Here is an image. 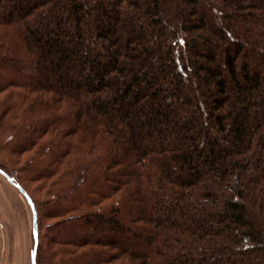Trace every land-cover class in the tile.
I'll use <instances>...</instances> for the list:
<instances>
[{"label": "trees", "instance_id": "trees-1", "mask_svg": "<svg viewBox=\"0 0 264 264\" xmlns=\"http://www.w3.org/2000/svg\"><path fill=\"white\" fill-rule=\"evenodd\" d=\"M7 90L36 264H264V0H0Z\"/></svg>", "mask_w": 264, "mask_h": 264}, {"label": "rangeland", "instance_id": "rangeland-1", "mask_svg": "<svg viewBox=\"0 0 264 264\" xmlns=\"http://www.w3.org/2000/svg\"><path fill=\"white\" fill-rule=\"evenodd\" d=\"M9 97H12V94L10 93V90L5 91L0 94V114L2 111V106L5 100H8ZM16 102V99H14ZM5 120V119H4ZM3 120V122H4ZM6 128H9L7 126H2L0 124V161L4 162L5 164H8L12 169H15L16 171H19L22 181L25 184V186L30 190V192L34 195V197L37 200V203L42 211V226L47 228L50 225H53L57 223L58 218L55 216H52V218L48 217V214H50L49 210V202L53 200L52 195H48V191L50 190V187L48 184H44L40 180H37L34 174L31 170H28V167H25L26 161L29 158L30 153H26L24 155H13L9 151H7V148H4L6 142L9 140L10 133L9 130ZM11 130V127L9 128ZM6 147V146H5ZM0 185L3 186V183H5L6 178L0 174ZM2 181V182H1ZM7 184V183H6ZM11 187L17 192V195H21L20 192L14 188L12 185ZM4 188V186H3ZM1 188L3 191L4 189ZM11 189L10 191H12ZM8 191V190H7ZM7 193L11 197V200L14 201V211L10 209V213L5 219H7L8 222L5 223V229L6 231L10 232L11 234H14V236H18V238L25 236V238L29 235V220L26 218V211L24 208H22V205L20 202L21 199L19 197L13 196V191ZM16 195V196H17ZM18 195V196H19ZM12 208V205H11ZM15 214V216H13ZM29 245L26 244L24 250L25 254L22 253V243H20V240H14L13 242H10L9 247L12 248L13 253L10 257L11 262L13 264H23L24 258H25V264H26V251L27 247ZM55 248V247H54Z\"/></svg>", "mask_w": 264, "mask_h": 264}, {"label": "crops", "instance_id": "crops-1", "mask_svg": "<svg viewBox=\"0 0 264 264\" xmlns=\"http://www.w3.org/2000/svg\"><path fill=\"white\" fill-rule=\"evenodd\" d=\"M11 185L12 184L8 182L7 179L5 180V183H3L4 188L3 186L0 185V264H13L10 259L13 253V250L12 248L9 247V245H10V242H13L14 240H20V243H22V247H21L22 253L24 254L26 250V249L24 250L26 244L29 245L26 251V264H31V256H32V251H33L31 208L29 204L27 203L26 199L24 198V196L21 193H20L21 195L18 194L19 195L18 196L17 192L11 187ZM12 186L14 187V185ZM1 188H3L4 191ZM11 189H13L12 190L13 192L10 191ZM7 190L13 193V196L15 197V199L16 197H19L22 201L20 203L22 205V208H24L26 211V218H28L29 224H30L29 235L27 238H25V236L18 238V236H14V234H11L5 229V223L8 222L7 219L5 218L6 217L10 218V216H8L10 213V209L14 211V201L11 200V197L7 193L8 192ZM11 205H12V208H11ZM13 216H15V214H13ZM23 264H25V258H24Z\"/></svg>", "mask_w": 264, "mask_h": 264}, {"label": "water", "instance_id": "water-1", "mask_svg": "<svg viewBox=\"0 0 264 264\" xmlns=\"http://www.w3.org/2000/svg\"><path fill=\"white\" fill-rule=\"evenodd\" d=\"M0 174L3 175L8 182L12 183L13 180L9 177H6V175L0 170ZM16 189L24 196L26 199L27 203L29 204L32 212V234L34 238V246H33V251H32V256H31V264H36V247H37V212L34 206V203L30 196L27 194V192L18 184L14 185Z\"/></svg>", "mask_w": 264, "mask_h": 264}]
</instances>
